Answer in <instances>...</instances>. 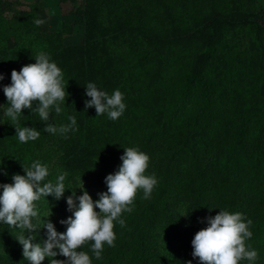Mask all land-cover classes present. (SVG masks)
Masks as SVG:
<instances>
[{
    "label": "trees",
    "instance_id": "trees-1",
    "mask_svg": "<svg viewBox=\"0 0 264 264\" xmlns=\"http://www.w3.org/2000/svg\"><path fill=\"white\" fill-rule=\"evenodd\" d=\"M97 1L85 0L82 8L84 44L68 46L46 24L33 22L44 20L42 15L0 3L4 83L43 51L62 70L69 94L63 111L57 115L53 109L48 122L22 111L18 125L38 130L35 141L19 142L12 122L0 126V184L26 175L23 167L35 160L48 164L53 153L50 133L43 131L46 123L59 127L75 116L77 130L58 140L59 166L67 177L106 186V176L122 163L124 148L137 147L150 157L145 174L158 180L149 199L135 198L133 210L122 213L123 228L114 222L115 246L105 244L92 264H160L158 234L178 235L175 201L181 200L213 217L220 210L242 213L252 221L246 244L264 254V85L256 84L264 50L262 11L250 6L254 0H152L151 7L119 5L134 0H103L96 7ZM103 9L106 25L97 19ZM239 34L248 40L247 53ZM89 82L109 95L116 89L123 93L126 109L119 119L85 108ZM47 180L55 182L51 174ZM41 201L71 216L65 198L42 197L37 209ZM1 225L15 259L30 264L10 227ZM190 251L182 264H199Z\"/></svg>",
    "mask_w": 264,
    "mask_h": 264
},
{
    "label": "clouds",
    "instance_id": "clouds-1",
    "mask_svg": "<svg viewBox=\"0 0 264 264\" xmlns=\"http://www.w3.org/2000/svg\"><path fill=\"white\" fill-rule=\"evenodd\" d=\"M33 22L37 26L45 23L41 19ZM34 59L35 63L24 65L19 71L13 70L11 84L3 86L9 105L4 115L16 125V136L21 143L35 141L40 136L35 128L18 125L22 111L29 109L38 113L41 121L48 122L53 109L57 115L63 111L61 104L69 95L62 70L50 56L41 51ZM3 79L4 75L0 73V81ZM85 88L86 96L90 97L85 101V108L94 107L96 116L107 114L110 120H117L124 113L126 105L119 89L109 95L99 90L95 83L89 82ZM68 121L59 127L46 123L43 131L65 135L77 130L75 116H69ZM120 160L122 163L118 170L106 176L107 191L98 193L99 199H92L81 180L83 194L77 196L76 191H72V195L67 197V210L72 215L60 221L66 226V231L58 232L50 220H45L42 228L47 230V238L42 243H34L36 235L32 234L41 228L33 223L34 219H40L36 202L48 196L60 200L66 190L64 182L68 173L58 170L55 182H45L50 174L49 166L35 160L28 167L22 166L26 175L15 174L12 183L0 184V223L21 231L16 240L23 246L25 260L30 264H42L45 258L50 259V264H92L90 255L78 249L92 242L91 252L100 259L105 244L115 246L114 222L123 228L125 220L121 215L133 210L138 191L142 190L143 198L149 199L158 183L154 174H145L150 157L137 147L124 148ZM205 221L207 226L199 230L191 241L192 256L198 259L199 264H240L243 260L252 264L256 260L258 253L246 244L252 237L250 219L246 220L240 212L220 210L214 217H206ZM26 232L29 233L27 236ZM57 256L65 259H55Z\"/></svg>",
    "mask_w": 264,
    "mask_h": 264
},
{
    "label": "rangeland",
    "instance_id": "rangeland-1",
    "mask_svg": "<svg viewBox=\"0 0 264 264\" xmlns=\"http://www.w3.org/2000/svg\"><path fill=\"white\" fill-rule=\"evenodd\" d=\"M152 0H134L128 2H122L119 5L122 7H128L132 5H141L147 7H151ZM255 3H250V6L257 7L258 10H261V18L259 19V23L264 27V0H254ZM153 2V1H152ZM0 3L5 5V8L14 10V11H29L35 12L36 14H40L43 16L48 30L51 33L59 34V40L64 46L68 45H83L85 42V29H84V18L81 14L83 5L85 4V0H0ZM103 0H98L94 3V6L102 7ZM155 8L156 7H153ZM203 9H207L204 5ZM104 25L107 24L105 11L100 13V16L97 18ZM242 47L244 52H248L250 45L248 44V40L245 35L239 34ZM238 43V42H237ZM250 51V50H249ZM261 68L259 70L260 75L258 80L256 81L257 85H264V50L261 52ZM11 81L7 79L4 81H0V126L8 127L9 123H11L10 118L4 115L7 105V98L5 102L2 101L3 94V86L10 85ZM6 97V96H5ZM70 103V102H69ZM22 115L19 117L21 118ZM50 123L54 124L58 127L56 122L51 121ZM51 136V141L48 143V148L51 150L52 159L47 164L49 166V173L54 176L56 179L58 173L62 172V168L59 166V156H61L62 152L59 151L58 140L61 134H49ZM68 176V175H67ZM81 180L84 185V189L89 193L92 199L95 201L99 199L98 193L106 192L107 186H98L90 178H83L78 175L71 177H66L65 179V193L63 198L67 200V197L72 195V191H76V195H82L81 191ZM136 198H141L142 200H146L143 198V191L141 190L137 193ZM176 202V212H177V228L178 235L176 237H168L163 231L160 230L159 237L157 240L156 255L159 257L160 264H182L187 255L191 252L190 249L192 246H187L191 243L194 235L207 226L205 218L208 216H212L210 213L204 212H196L193 211L192 205L188 201H175ZM38 213L40 216L39 220L34 219L33 223L38 224L41 228L37 230L36 233H32L36 235V240L34 243H42L46 237V229L42 228L45 220H50L56 230L60 233L66 231V226L60 223L61 220L67 219L68 216L64 211L60 210L57 206L52 203H48L47 201H41V205L39 207ZM99 211V209H97ZM72 215V213H71ZM10 232L12 236L16 238L21 234V231L17 228L10 227ZM29 233H25L27 236ZM5 230L0 223V261H9L12 260L14 264H19V261L16 260V252L11 242L6 239ZM91 244L92 242L86 243L82 248L78 249V251H85L90 255V258H94V254L91 252ZM58 251V250H57ZM55 259L63 260L65 259L63 256H57ZM42 264H50V259L45 258ZM257 264H264V254L262 252H258L257 256Z\"/></svg>",
    "mask_w": 264,
    "mask_h": 264
}]
</instances>
